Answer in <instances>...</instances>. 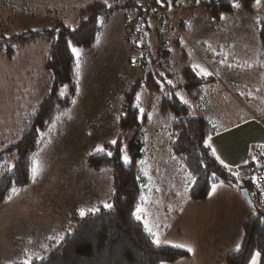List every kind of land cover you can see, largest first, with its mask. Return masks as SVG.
Wrapping results in <instances>:
<instances>
[{"label":"rangeland","instance_id":"1","mask_svg":"<svg viewBox=\"0 0 264 264\" xmlns=\"http://www.w3.org/2000/svg\"><path fill=\"white\" fill-rule=\"evenodd\" d=\"M107 1L106 5L114 6L122 0ZM226 1L232 11L222 15L224 18L218 22L207 19L200 2L177 0L175 5L169 2L165 11L178 30L168 42L157 44L153 37L150 45L145 46L154 52L160 46L161 51L168 52L167 62L160 59L146 69L164 75L169 73L167 81L173 82L172 87L184 82L183 69L199 65L208 70L207 66H212L214 61L208 57L223 55L218 56L215 67L227 87L219 91L221 103L211 99L212 83L205 85V97L198 105L183 89L174 90V96L181 103L183 98L191 106L193 118L213 119L218 127L229 126L251 114L264 113V44L258 38V29L264 27V0L259 5L253 0L247 8L241 0ZM89 3L91 0H0V35L7 38L0 42V149L15 142L24 116L38 106L50 79L44 68L46 44L40 42L28 49H19L9 57L7 47L18 45L9 37L49 29L55 23L76 29L79 18L89 16L86 10ZM121 6L122 3L119 8ZM97 15L100 33L94 44L89 48L70 47L76 65H80L79 78L72 92L68 85L58 90L61 97L70 99L65 117L39 135L45 138L43 146L33 156L40 166L39 174L30 185L20 188L9 201L0 205V264H11L15 260H27L30 264L32 259L46 258L51 251V241L77 228L78 219L82 218L80 209L87 215L93 212L88 209L109 204L108 170H89L85 160L96 152L97 146L111 144L110 141L120 136L117 122L120 99L137 82H140V100L135 104H139L140 118H144L141 128L155 164L151 176L153 193L144 206L147 218L153 208L155 212L160 211L169 196L183 193L184 172L167 160L166 140L157 131L165 123L157 114L158 103L171 99V95L165 93L162 86L156 93L144 89L142 69L145 67L141 64L145 53L140 62H133L132 48L122 40L126 28L121 10H116L108 20L102 13ZM72 48L79 49L78 56ZM210 75L204 77H213ZM242 92L246 93V99L240 97ZM124 138L123 149L130 161L131 134L126 133ZM255 204L264 212V202ZM161 219L157 215L152 223Z\"/></svg>","mask_w":264,"mask_h":264},{"label":"trees","instance_id":"2","mask_svg":"<svg viewBox=\"0 0 264 264\" xmlns=\"http://www.w3.org/2000/svg\"><path fill=\"white\" fill-rule=\"evenodd\" d=\"M176 1L160 0L157 3V0H144L145 4H142L135 0H122L114 6L110 4L112 6L109 7L103 1L91 0L86 9L89 16L83 20L79 18L76 29L55 23L49 29L27 31L23 35L9 37L11 41L18 43L14 48L7 47L6 53L9 57H13L19 49H28L40 42L46 44L44 68L50 79L47 92L38 106L24 116L21 127L15 135V142L0 149V205L9 201L7 197L10 194L14 196L10 192L12 188L20 189L31 184L33 179L30 169L33 156L41 149L45 139L39 136L41 131L49 129L67 114L70 99L61 97L58 90L68 85L69 91L72 92L77 80L76 63L69 45L89 48L94 44L100 33L97 13H102L105 20H108L116 10L122 11L125 5L149 10L153 6L159 7L160 4L165 10L169 2L175 5ZM187 1L197 2V0ZM241 1L246 8L253 2V0ZM199 2L203 5L209 20L218 22L222 15L232 11L231 5L226 0L207 2L199 0ZM121 3L122 6L119 8ZM258 38L264 44V27L258 29ZM6 39L4 35H0V42ZM143 49L145 60L141 65L145 67L142 69L144 89L156 93L162 86L164 92L171 95V99H162L158 103L157 114L165 123L157 131L166 140L167 160L172 161L173 165L175 163L174 166L184 172L182 192L185 197L193 201H203L212 185L217 183L237 187L239 191L248 190L247 176L252 170L257 169V163L249 160L239 168H225L204 143L209 137L221 131L222 127H218L213 119L193 118L191 106L181 103L174 96L176 88L183 89L195 105H198L205 97V85L213 83V77L197 76L193 69L185 68L184 82L172 87L167 84V78L171 76L169 73L161 75L146 69L154 61L164 59L167 62L168 52L161 51L160 46L155 52L145 46ZM154 57L156 59H152ZM139 85L140 82L133 84L120 99V113L117 118L120 136L116 140L117 143L104 144V152L91 153L85 160L89 170H108L111 183L108 202L111 207L99 205L96 211L80 219L77 218L76 229L66 233L63 238L51 241L49 243L51 251L48 256L41 260L32 259L30 264H162V262L173 263L188 256V253L182 249L153 244V237L144 229V220L138 221L132 216L137 203L144 208L146 199L151 198L154 188L151 176L155 164L151 158L153 155L149 154L146 147L145 135L141 128L144 118H140L139 109L133 106ZM126 133L131 134L132 137L128 143L130 156L128 163L122 161L123 153L120 152L126 140L124 138ZM254 149L253 155L259 156L264 153V149ZM107 152H111L112 155L108 156ZM261 167L264 170V165ZM233 172H238L239 175H233ZM141 196L145 198L144 201H141ZM251 200L254 204L253 214L243 224V240L236 251L228 254L226 264H249L255 252L260 253L258 264H264V212L256 207L257 200L255 202ZM167 211L168 209L165 214ZM152 217L146 216L147 221ZM149 224H151L150 220ZM11 264H24V261L15 260Z\"/></svg>","mask_w":264,"mask_h":264},{"label":"crops","instance_id":"3","mask_svg":"<svg viewBox=\"0 0 264 264\" xmlns=\"http://www.w3.org/2000/svg\"><path fill=\"white\" fill-rule=\"evenodd\" d=\"M200 48L204 50L203 46ZM218 56L223 57L220 54ZM218 56L215 54L207 56L214 61L212 66H207L208 70L205 69L215 78L209 87L211 99L221 103L219 91L227 90V87L220 78L219 69H215ZM244 94L246 93L242 92L240 97L246 99ZM250 102L252 103V100ZM210 138L209 149L211 152L215 149L214 156L216 159L219 157V160L217 159L219 163L223 160L229 165L228 169L239 168L249 161L250 154L255 151L254 148L264 149V113L259 116L251 114L236 123L222 127L221 131ZM215 185L216 191L203 201H193L186 198L183 193L175 197L172 194L168 197V202L164 201L160 211L155 212L153 208V212H149L150 217L153 216L148 219L154 226L153 231L159 233L162 241L168 242L160 245L174 247L182 244L186 247L174 248L188 253L183 259L163 264H226L228 254L236 251L239 248L237 245H241L243 224L252 215V208L235 187L222 183ZM166 209L168 211L165 214ZM157 215L162 219L152 223ZM187 247H191L193 251L188 252Z\"/></svg>","mask_w":264,"mask_h":264},{"label":"built area","instance_id":"4","mask_svg":"<svg viewBox=\"0 0 264 264\" xmlns=\"http://www.w3.org/2000/svg\"><path fill=\"white\" fill-rule=\"evenodd\" d=\"M135 2L145 4L144 0H135ZM143 8L125 5L121 11L123 24L126 28L122 34V40L129 48H132V59L137 63L140 62L144 51L143 46L146 41H149L151 35L159 43H165L178 30L160 4L159 7L153 6L149 10ZM249 160L263 166L264 153L259 156L250 154ZM261 168L252 170L248 174L247 193L252 199L264 202V170Z\"/></svg>","mask_w":264,"mask_h":264},{"label":"snow or ice","instance_id":"5","mask_svg":"<svg viewBox=\"0 0 264 264\" xmlns=\"http://www.w3.org/2000/svg\"><path fill=\"white\" fill-rule=\"evenodd\" d=\"M104 2H105V4H107V0H104ZM159 2H160V0H157V3H159ZM260 2H261V0H256V4H257V5H259ZM197 3H199V0H197ZM108 6L111 7V5H108ZM236 7H239V5H236ZM223 18H224V17L221 16V19H223ZM69 47H71V44L69 45ZM72 52H73L75 55H77V56L79 55V49H77V48H72ZM76 68H77V79H78V78H79V71H78V70H79V68H80L79 63H77ZM193 71L196 73L197 76H208V75H209V73L207 72V70L204 69V68H202V67H200L199 65H193ZM161 75H163V73H161ZM167 83H168V84H172L173 82H172L171 80H168ZM173 86H174V85H173ZM65 87H67V86H65ZM61 95H63V90L61 91ZM181 99H182V102H183V103H187L186 100H183V98H181ZM136 100H137V101L140 100V93H137V95H136ZM73 103H75V101H73ZM133 106H134V107H139V104L137 103V104H135V105H133ZM140 111L143 112L144 110L141 108ZM210 139H211V138L209 137V139H208V140H205V142H204L205 145H206L207 147H211V144L209 143V140H210ZM110 143L114 145V144L117 143V141H116V140H112V141H110ZM96 151H97V152H104V148H103L102 146H97ZM120 152L123 153V155H122V157H121V158L123 159V161H124L125 163H128V162H129V157H128V155L124 152V149L121 148V149H120ZM212 154H213V155H216L215 149H213ZM107 155H108V156H111L112 153H111V152H107ZM217 159L219 160V157H217ZM141 163H143V162H141ZM220 163H221L225 168H228V167H229V165L226 164V163H224L223 160H220ZM39 171H40V166H39V164H38L35 160H33V164H32V167H31V169H30V172H31V179L35 180V178H36L37 175L39 174ZM232 174H233V175H239L238 172H233ZM189 176H190V174H189ZM190 179H191V176H190ZM216 188H217V185L213 184V185H212V191H210V192L208 193V195L211 196V195L216 191ZM18 191H19V189L15 188V187L12 188V189L10 190V192H11L12 194L17 193ZM11 198H12V196H11V194H10V195L7 197V200H10ZM140 199H141V201H144L145 198H144L143 196H141ZM104 206H105L106 208H107V207H111V205H109V204H105ZM88 211H89V212H92V211H96V209H95V208H91V209H88ZM79 214H80V216L83 217V216L85 215V210H84V209H80V210H79ZM132 216H133L136 220H138V221H139V220H142V219L144 220V229H145L146 232H148V233L153 237V240H152L153 244H155V245H160L161 243H168L167 241H162V240L160 239V235H159L158 232L153 231V227H154V226H150L149 222H148L147 219H146L147 213L145 212V209L141 207V204H140V203H137L136 208H135V211L132 212ZM174 247L185 248L186 246H185V245H182V244H178V245H174ZM237 247H239V245H237ZM187 251H188V252H192L193 249H192L191 247H187ZM259 256H260V253H259V252H255V253H253V255H252V257H251V260H250L249 264H257V260H258V257H259ZM37 258H39V257H37ZM24 264H29V261L26 260V261L24 262ZM162 264H163V262H162Z\"/></svg>","mask_w":264,"mask_h":264},{"label":"water","instance_id":"6","mask_svg":"<svg viewBox=\"0 0 264 264\" xmlns=\"http://www.w3.org/2000/svg\"><path fill=\"white\" fill-rule=\"evenodd\" d=\"M256 167L260 168V165H256ZM240 194H241L242 198L246 201L248 206H250V208H253L254 204H253L252 200L250 199V197L247 193V190L246 189L240 190Z\"/></svg>","mask_w":264,"mask_h":264},{"label":"bare ground","instance_id":"7","mask_svg":"<svg viewBox=\"0 0 264 264\" xmlns=\"http://www.w3.org/2000/svg\"><path fill=\"white\" fill-rule=\"evenodd\" d=\"M124 25V24H123ZM150 38H153V36L151 35V37ZM150 38H149V41H146L145 42V44H144V46H146V45H150ZM155 42L157 43V44H160L159 43V41L158 40H155ZM257 165H259V164H257ZM257 168H259V167H257ZM260 168H261V165H260ZM250 197V196H249ZM250 199H252L251 197H250ZM254 200V199H253ZM256 201V200H255ZM263 202V201H262Z\"/></svg>","mask_w":264,"mask_h":264}]
</instances>
